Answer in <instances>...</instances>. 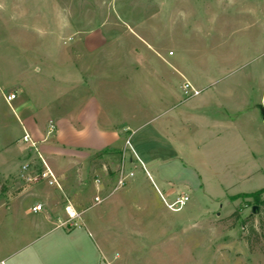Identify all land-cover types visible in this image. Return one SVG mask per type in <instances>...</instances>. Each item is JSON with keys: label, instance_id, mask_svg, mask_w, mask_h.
I'll use <instances>...</instances> for the list:
<instances>
[{"label": "rangeland", "instance_id": "1", "mask_svg": "<svg viewBox=\"0 0 264 264\" xmlns=\"http://www.w3.org/2000/svg\"><path fill=\"white\" fill-rule=\"evenodd\" d=\"M85 42L82 65L142 66L130 147L113 161L69 164L55 174L61 190L0 176V205L18 197L29 207L47 189L63 193L56 217L65 219L68 202L81 212L71 229L0 212V264H264V241L251 252L233 217L259 224L242 196L264 188L260 86L245 105L246 78L259 84L264 72V0H0V166L23 142L16 106L27 84L79 80L69 66H43L73 65V47ZM185 81L200 94L186 95ZM12 91L13 108L4 98ZM203 119L216 124L202 128ZM123 165L135 175L114 191ZM180 194L190 201L170 210ZM95 196L103 203L85 209Z\"/></svg>", "mask_w": 264, "mask_h": 264}, {"label": "crops", "instance_id": "2", "mask_svg": "<svg viewBox=\"0 0 264 264\" xmlns=\"http://www.w3.org/2000/svg\"><path fill=\"white\" fill-rule=\"evenodd\" d=\"M93 37L92 35L87 40ZM91 50L92 48L87 47L85 42L81 48L73 47L71 55L73 65H50L51 68L43 66L45 71L52 68L65 69L69 66L70 71L79 72V80L64 81L54 76L51 78L43 76L36 84H32V81L27 84L30 89L16 106L21 114L17 121L23 136L25 133L31 136L41 156L57 176L63 175L64 168L71 163L88 167L97 156L102 154L106 155V160L113 161L117 157L120 159L126 140L131 137V134L127 137L131 132V126L135 119L140 118L142 111L139 90L136 89L142 66L82 65L77 62L81 59L82 53L86 55ZM111 74L116 78L110 77ZM261 79L259 84H254L250 77L246 78L245 88L248 94L245 105L246 107L253 105L252 93L255 87L260 86L258 87L261 93L260 101L257 100L259 102H256V105L261 108V126H264V72ZM12 93L16 94L14 91L10 92ZM15 100H18L17 94ZM9 106L12 107L11 104ZM174 120L175 117L172 116L169 120L170 125ZM51 124L55 127L54 131L51 130ZM215 124L203 119L199 126L209 129ZM231 124L226 122L223 125L230 128ZM19 141L16 140L13 145L14 157L0 166V176L21 174L24 164L36 159L38 161V156L31 145ZM20 159L23 162L16 164ZM129 162L131 165L136 164L132 157ZM62 194L58 190H37L32 195L34 201L29 207L20 204L18 197L9 198L0 205V212L5 216L11 215L16 218L23 211L25 214H37L40 215L37 224L55 225L57 221L61 223L67 219V217L65 219L56 217V214L63 213V206L60 205ZM37 205L42 206V211L32 213V208ZM97 205L94 200V205L90 203L85 209ZM144 210L146 209H142V212ZM87 223L93 226L97 222L91 216ZM57 227L60 225L57 224Z\"/></svg>", "mask_w": 264, "mask_h": 264}, {"label": "built area", "instance_id": "3", "mask_svg": "<svg viewBox=\"0 0 264 264\" xmlns=\"http://www.w3.org/2000/svg\"><path fill=\"white\" fill-rule=\"evenodd\" d=\"M183 91L186 95H190V96H198L200 94V92L195 90L188 81H185L183 85ZM4 98L6 103L10 105V103L16 99V94L12 93L10 95L5 96ZM54 129H55L54 125L51 124V130L54 131ZM23 141L31 145L32 149L35 151V153L38 156V161H36L35 163H33L34 161H30L29 163L24 164L21 168V177L26 178L28 182H35V183L45 182L49 187H55L61 190V186L57 180L54 171L50 168V166L46 163L45 159L41 156V153L39 152L36 143L32 140L31 136L28 133L24 134ZM126 145L130 147V141H127ZM137 161L142 166V169L146 172V174L149 175L144 164L138 158ZM134 175L135 174L133 171H130L128 174H126L125 166L123 165L121 170L118 172L117 186L114 191H117L120 187L124 186L126 180L129 178H133ZM189 201L190 198L187 194H180L177 195L174 198V200L171 201L170 203L166 202V205L170 210L179 211L183 209L188 204ZM95 203L99 205L103 203V199H101L100 196H96ZM64 210L67 219L60 224V227H65L68 229L80 228L79 220L81 218V214L77 212L75 207L70 202H68L65 205ZM41 211H42L41 205H37L32 208V213H39Z\"/></svg>", "mask_w": 264, "mask_h": 264}, {"label": "trees", "instance_id": "4", "mask_svg": "<svg viewBox=\"0 0 264 264\" xmlns=\"http://www.w3.org/2000/svg\"><path fill=\"white\" fill-rule=\"evenodd\" d=\"M242 198L248 200V206H257L258 212L256 217L259 220L258 226L255 225L254 218L243 219L239 212H235L233 217H235L236 222H240L243 226V239L248 245L251 252L254 251L255 243L258 241H264V188L250 194H245Z\"/></svg>", "mask_w": 264, "mask_h": 264}, {"label": "water", "instance_id": "5", "mask_svg": "<svg viewBox=\"0 0 264 264\" xmlns=\"http://www.w3.org/2000/svg\"><path fill=\"white\" fill-rule=\"evenodd\" d=\"M263 113H264V112H263ZM257 209H258V207H257V206H254V207L252 208V213L255 214L256 211H257Z\"/></svg>", "mask_w": 264, "mask_h": 264}]
</instances>
